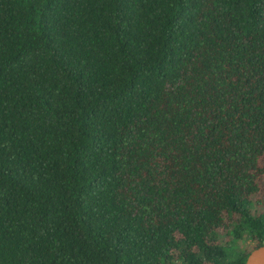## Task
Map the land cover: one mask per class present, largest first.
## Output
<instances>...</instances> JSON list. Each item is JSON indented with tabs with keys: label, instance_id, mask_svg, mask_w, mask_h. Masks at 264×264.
<instances>
[{
	"label": "trees",
	"instance_id": "1",
	"mask_svg": "<svg viewBox=\"0 0 264 264\" xmlns=\"http://www.w3.org/2000/svg\"><path fill=\"white\" fill-rule=\"evenodd\" d=\"M261 245L264 0H0V264Z\"/></svg>",
	"mask_w": 264,
	"mask_h": 264
},
{
	"label": "water",
	"instance_id": "2",
	"mask_svg": "<svg viewBox=\"0 0 264 264\" xmlns=\"http://www.w3.org/2000/svg\"><path fill=\"white\" fill-rule=\"evenodd\" d=\"M244 264H264V245L256 247L250 251Z\"/></svg>",
	"mask_w": 264,
	"mask_h": 264
},
{
	"label": "rangeland",
	"instance_id": "3",
	"mask_svg": "<svg viewBox=\"0 0 264 264\" xmlns=\"http://www.w3.org/2000/svg\"><path fill=\"white\" fill-rule=\"evenodd\" d=\"M247 245H250V243L247 240L241 244V246H244V247Z\"/></svg>",
	"mask_w": 264,
	"mask_h": 264
}]
</instances>
